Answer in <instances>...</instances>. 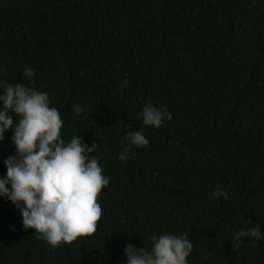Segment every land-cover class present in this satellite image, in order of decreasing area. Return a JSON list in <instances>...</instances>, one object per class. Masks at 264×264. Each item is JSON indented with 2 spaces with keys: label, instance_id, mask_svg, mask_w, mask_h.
Here are the masks:
<instances>
[{
  "label": "trees",
  "instance_id": "16d2710c",
  "mask_svg": "<svg viewBox=\"0 0 264 264\" xmlns=\"http://www.w3.org/2000/svg\"><path fill=\"white\" fill-rule=\"evenodd\" d=\"M17 83L48 95L66 142L98 145L109 184L97 231L57 247L0 196V264H128L154 234H187L188 264H264V0H0V95ZM146 102L172 119L145 126Z\"/></svg>",
  "mask_w": 264,
  "mask_h": 264
},
{
  "label": "clouds",
  "instance_id": "9594fccd",
  "mask_svg": "<svg viewBox=\"0 0 264 264\" xmlns=\"http://www.w3.org/2000/svg\"><path fill=\"white\" fill-rule=\"evenodd\" d=\"M24 75L31 80L35 69L26 68ZM0 102L3 103L0 141L11 129V141L16 148V153L5 160L7 175L0 178V196L13 202L22 213L25 230L35 229L52 247L93 235L103 215L98 197L109 184L98 158L89 156L98 145L95 142L87 145L80 134H74L66 142L61 136L60 112L50 106L46 93L35 88L7 84ZM73 110L77 115L82 112L79 105ZM10 112L15 113V118ZM165 117L170 120L172 114L158 110L151 102L145 103V126L159 128ZM127 138L130 145L137 147L149 143L142 131L129 132ZM128 151L125 147L119 158L126 161ZM213 196L227 199L228 193L217 189ZM260 236L259 225L250 230L241 229L235 234L234 248L243 237L259 239ZM149 240L150 249L146 246L136 250L131 244L125 245L128 264H188L193 244L187 234H154Z\"/></svg>",
  "mask_w": 264,
  "mask_h": 264
}]
</instances>
